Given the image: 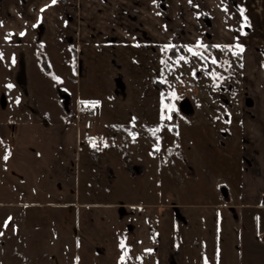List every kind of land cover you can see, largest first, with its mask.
<instances>
[{"label": "rangeland", "instance_id": "rangeland-1", "mask_svg": "<svg viewBox=\"0 0 264 264\" xmlns=\"http://www.w3.org/2000/svg\"><path fill=\"white\" fill-rule=\"evenodd\" d=\"M230 1L112 0L109 4L122 5L119 15H110L111 21L118 24L124 20L132 44L146 45L126 47L117 54L112 49L103 50V54L82 64L73 49L69 64L50 67L47 61L42 63V59L33 57L35 51L29 48L31 45L25 48L0 44L3 54L0 59V233H3L0 264H157L162 259L161 229L172 228L171 220L168 226L167 221L173 215L181 217L177 214L180 204H202L207 198L203 189L211 181L222 180L228 184L234 179L231 177L237 166L232 160L237 157L238 161L247 162L244 151L248 147L233 134L229 124L241 123L242 117L250 125L264 124V0H237L245 12L244 19L231 7ZM99 2L107 1H89L94 7ZM30 3L33 4L31 0ZM103 8L106 14L114 9ZM244 25L250 27L249 32L242 29ZM134 38H140L141 42ZM210 45L213 49H209ZM29 58L35 59L30 65L34 68L31 77ZM100 70L103 77L101 82H96L94 73ZM152 73L156 77L150 83L147 79ZM35 86L42 92L38 95L39 102L42 100L46 108L54 110L72 105L78 110L85 107L93 111L92 116H85L92 125L91 130H85V122L82 123L83 137L95 132V109L90 98H97L103 111L112 118L117 117L118 111H133L128 128L112 135L128 139H121L117 149L125 158L123 165L131 175L132 186L125 185L118 190L106 187V180L110 179L101 177L98 166L88 171L83 160L78 161L77 167L73 165L70 187L62 186L55 167L64 164L62 158L66 156L68 165L75 163L74 158L83 146L70 138L68 132H50L46 137L37 132L24 133L22 140L14 120L28 115L23 114L25 109L31 112L37 100L34 94L37 91L32 89ZM75 98H81L83 103L76 104ZM183 99L190 102L196 117L191 120L193 127L190 126L189 136L183 135L182 127L179 128L177 114H183L179 109ZM147 109H163L167 117L171 116L167 129L178 145L175 154L179 156L178 150L186 139L192 144L186 142L188 145L184 146L182 171L171 163L168 159L171 156L167 157L166 153L158 162V172L169 169L175 176L171 193L156 194V201L165 202L170 208L157 207L153 194L150 199L148 191L153 185L144 187L149 179L143 173L152 171L151 164L134 156V144L141 150L146 148L147 138L141 137L143 131L136 123ZM115 110L116 114L111 113ZM52 113L49 116H59ZM35 116L38 118L39 114ZM157 116L160 118L161 114ZM236 116L238 121L233 118ZM204 125L212 130H205ZM157 128L160 130L156 131ZM163 132L159 124L154 128L151 138L158 141V146L156 143L148 149L151 157L158 156V150L162 149L159 144ZM35 134L38 143H33L34 147L29 150L31 145L27 139ZM35 149L42 153L44 150L45 154ZM33 150L35 155L31 153ZM30 157L36 161H30ZM136 181L141 183L135 184ZM194 182L203 189L195 188ZM180 185L183 189L178 188ZM222 202L229 201L222 199ZM231 211L232 220L237 218V213L241 218L236 219L240 220V245L237 246L240 264H264V209ZM188 215L191 218L192 213ZM181 223L192 236L198 229L203 239L200 243H190V248L205 251L203 226L187 223L185 219ZM225 229L221 225L214 234V246L220 256L212 264H226L225 252H229L231 245ZM232 256L235 257L233 252Z\"/></svg>", "mask_w": 264, "mask_h": 264}, {"label": "crops", "instance_id": "crops-1", "mask_svg": "<svg viewBox=\"0 0 264 264\" xmlns=\"http://www.w3.org/2000/svg\"><path fill=\"white\" fill-rule=\"evenodd\" d=\"M89 1L90 0H57L56 4H52V0H31L33 3L31 5L30 0H0V44L5 45V47L21 45L25 48L31 45L29 48L35 51L33 57L35 59H42V63L47 61V64L50 67L53 65L55 67L56 64L61 66L64 65V63L69 64L72 49L78 53L77 61L82 64V62L86 63L89 59L95 58L99 54H103V50L108 51L112 49V51L117 54L120 50L126 47L132 46L140 48L141 46L146 45L141 43L137 45L132 44L130 41L132 39L126 33L123 23L124 20H121L122 24L118 22V20L116 21L118 24L111 21V14L114 15V13H117L119 15V12H121V10H119L122 5L121 3L115 4L113 2L114 4L111 5L109 3L112 0H105L107 2H99L97 7H94L93 5H90ZM103 6H111L112 8H114L113 6H116V8L110 10L109 14H106ZM41 9L44 10L41 11ZM121 16L124 17L122 14ZM22 32L25 33L23 36L20 35ZM153 33L156 34L155 31H151V34ZM9 34L11 35L9 36ZM6 36L8 37L7 39ZM134 39L141 42L140 38ZM35 59H28L29 61L31 60V62L28 63L30 77L34 70L30 65L34 64L33 60ZM165 65L167 68L168 64L165 63ZM36 70V72H40V69ZM57 70L58 69H56V71ZM64 72L65 71L63 70V73ZM100 72L101 70L98 73H94L96 79L98 75V81L95 79L96 82H101L100 78L103 77V75ZM94 75L92 77H94ZM148 77L147 81L151 83L156 76L152 73L149 74ZM107 82L109 83L110 80ZM32 89L33 91H37L36 93L34 92L37 100H35L36 102L35 105H33V108H31V112L30 110L25 111V109L23 114L28 115L14 120V124L17 126V129H19V136L22 140L25 139L23 138L24 133L37 132L46 137L50 132H52L51 134L68 132L70 138H75V140L80 142L83 146L82 149L80 148V152L76 155L77 158H74L75 163L72 161L71 165H68V157L66 156L65 158H62L65 160L63 161L64 164L55 167L54 171L58 173L56 177L58 176L62 180V182L59 180V182L63 183L62 186L70 187L69 185L72 184L70 183V179L72 176L73 165L74 167H77L78 161L80 162L81 160H83L84 167L88 169V171L93 170L92 167L98 166V173L101 177L110 179L106 180V187L118 190L125 187V185L132 186L130 185L131 175L128 174L123 165L125 158L123 157L122 152L117 149L120 145L121 139L122 141L128 139L112 135L118 133V131H122V129L128 128L127 122L130 121L129 116L130 114H133V111H118L117 117L112 118L103 111L97 98H90L89 100L95 109V132H93V135L90 133L83 137L81 135L82 123L85 122L86 126L84 125V127L87 131L91 130L92 125L89 119L79 113L78 108L73 107L72 105L66 106V109L64 107H56V109L53 108L54 110L46 108L47 106L43 104L42 100L39 102V96L42 92L39 88H36V86ZM109 98L112 99L113 96ZM75 102L76 104H78V102L82 103L81 98H79V100L78 98H75ZM50 111L53 112L52 114L58 113L59 116H49V114H51ZM111 113L116 114V110ZM159 113L162 116V111H155L153 109L142 111L140 122L136 124H139L138 129L143 131L141 137L147 138L144 143L146 148L141 150L139 149L138 144H134L136 148L133 150L135 158L144 160L146 164H151L150 167L152 171L143 173L144 177L149 179V182L146 183L144 187L147 188L148 184L153 185L149 187L148 193L150 194V199H152V194L154 195L153 199L155 201L156 196L161 191L166 194L171 193L175 186L173 181L175 176L171 170L165 169L158 172L159 160L165 157L166 153L167 157L171 156L168 158L170 161L172 160L171 163H174V165L182 171V169H184L182 163V159L185 155L184 146L186 145V142H188L189 145H192L189 142V139H186L187 141L184 146H181V152L178 150L179 156L175 154L174 149L178 145L173 134L169 133L167 129L171 120L167 118L166 111H163V115H165L164 119L157 116ZM179 113L177 114L179 116L178 120L181 123L183 122L182 124L180 123L179 128L182 127L181 131L183 135L189 136L191 135V127H193L191 120H196V117H194L195 111L192 108L191 113ZM36 114H39L38 118L35 116ZM191 114L193 118L189 120ZM219 114H221L220 111ZM233 114L236 115L238 113L233 111ZM233 118L238 121L239 117L236 116ZM240 119L242 120L241 123H239V121L237 123L231 122L229 127L230 130L233 131V134L237 135L240 141L243 142V145L248 147L245 148L244 151V156L247 157V162H245L244 159L238 161L235 156L236 158L232 161L237 168L231 177V179L233 177L234 179L228 184L222 180H218V182L215 183L214 180L211 181L210 185L206 186L207 188L205 187L203 189V186L194 182L195 186H193L195 188L202 187L204 190L203 195L207 196L206 201L199 205L180 204L182 206L181 209L185 207L184 211L180 209L179 212H177L181 217H175L173 215L172 218L167 221L168 226V223L171 220L170 226L172 228L167 227L161 229L163 232H160L162 239L160 244L162 247V254L160 258L162 259L158 261L157 264H170V262L171 264H206V262L207 264H212V261L217 260L220 256L218 249L214 246L216 243L214 234L219 228H221V225L225 226L228 243L231 245V247L228 246L229 252H225V262L226 264H240V252L237 250V246L240 245V220H236L237 218L239 219L240 216L239 213H237V218L232 220V217L230 216V213H232L231 210L264 209V205H262L264 199V124L260 126L250 125L248 122H245L243 117ZM158 124L164 128L162 140L159 144L162 149L158 150V156L160 158L158 156L151 157L150 154L148 155V149L152 145L157 143L158 146V141L151 138L154 133V128ZM204 127L206 126L204 125ZM204 129L208 131L212 130L211 127H206ZM125 131L127 132L128 130ZM36 134L34 137L31 136V138L27 139L31 145L29 150L34 147L32 145L33 143H38L35 141ZM73 134L74 137L72 136ZM12 138H14V136ZM15 147L16 146H13V148ZM35 150L39 151L37 149ZM33 152L34 150L31 151L32 154ZM39 152L45 154L44 150V153L41 151ZM169 152H171L172 155L168 154ZM36 154H38V152ZM59 154L61 155L62 153L60 152ZM121 154L122 157L120 156ZM45 158H48V156H44V159ZM71 158L72 157H70V159ZM150 158L154 159L153 162ZM30 161L33 162L36 160L34 157H30ZM250 161L252 164H250ZM107 170L111 171L112 174H108ZM152 180L153 183L151 182ZM61 183L58 185L61 186ZM134 183L138 184L141 182L136 181ZM219 183H224L226 185H219ZM180 187L183 189L182 185L178 186V188ZM221 188L228 192L227 195L229 197L227 199L224 197L225 193H222ZM178 191L180 190L178 189ZM178 191L175 190L176 194H178ZM219 196L229 202L225 204ZM155 205L157 207L169 206L170 208V205L165 202L160 203L156 201ZM224 209H229L230 211H223ZM189 212L192 213L191 218H188ZM174 213L175 212H173V214ZM184 219L187 223L203 226V230H206V237H204V242H206L205 251L203 248L201 251L190 248V243H200L203 239L199 235L200 232L198 229L192 236L188 230L186 231L181 227L183 225L181 222H183ZM202 220H204V223ZM262 224H264V221ZM215 226H217L216 229ZM178 227L182 229H179ZM232 252L235 257L232 256Z\"/></svg>", "mask_w": 264, "mask_h": 264}, {"label": "flooded vegetation", "instance_id": "flooded-vegetation-1", "mask_svg": "<svg viewBox=\"0 0 264 264\" xmlns=\"http://www.w3.org/2000/svg\"><path fill=\"white\" fill-rule=\"evenodd\" d=\"M230 5H231V7L235 10V12L237 13V14H239V16L242 18V19H244L243 17L244 16H246L245 15V12L243 11V7H242V5H239V3H238V1L237 0H231L230 1ZM209 19V18H208ZM211 27H213V25L211 24ZM242 29L244 30V31H246V32H249L250 31V27H248L247 25H244L243 27H242ZM209 47V49H213V47H211V45L210 46H208ZM181 102V101H180ZM180 104V103H179ZM191 107H192V105H191ZM193 108V107H192ZM179 109H180V107H179ZM181 110V109H180ZM262 205H264V199H263V201H262Z\"/></svg>", "mask_w": 264, "mask_h": 264}, {"label": "snow or ice", "instance_id": "snow-or-ice-1", "mask_svg": "<svg viewBox=\"0 0 264 264\" xmlns=\"http://www.w3.org/2000/svg\"><path fill=\"white\" fill-rule=\"evenodd\" d=\"M190 2H191V0H190ZM57 3V0H52V4H56ZM44 9H41V11H43ZM34 27H35V25H34ZM25 33H20V35L21 36H23ZM11 34H9V36H10ZM8 37L6 36V39H7ZM188 51H192V49H188ZM241 51H243V49L241 48ZM194 55H199V53H194ZM3 58V54L2 53H0V59H2ZM180 59H184L183 57H181ZM13 62H15V60L13 59ZM212 63H216V61L215 60H213L212 61ZM8 87H11V85H8ZM17 102H19V101H17ZM83 103V102H82ZM169 111H172V109H169ZM165 118V116L163 115V109H162V116H161V119H164ZM168 119H171V116H168L167 117ZM160 129L159 128H157L156 129V131H159ZM4 159L5 160H7L8 159V156L6 155L5 157H4ZM4 227L5 228H7L8 227V222L6 221L5 222V224H4ZM0 235H3V233H0ZM206 264H207V262H206Z\"/></svg>", "mask_w": 264, "mask_h": 264}, {"label": "water", "instance_id": "water-1", "mask_svg": "<svg viewBox=\"0 0 264 264\" xmlns=\"http://www.w3.org/2000/svg\"><path fill=\"white\" fill-rule=\"evenodd\" d=\"M179 107H180L181 111H183V112H185V113H191V111H192L191 104H190V102H189L187 99H183V100L180 102ZM221 191H222L223 194L225 193V191H224L223 188H221ZM224 197H225L226 199L228 198V196H227L226 193L224 194Z\"/></svg>", "mask_w": 264, "mask_h": 264}, {"label": "built area", "instance_id": "built-area-1", "mask_svg": "<svg viewBox=\"0 0 264 264\" xmlns=\"http://www.w3.org/2000/svg\"><path fill=\"white\" fill-rule=\"evenodd\" d=\"M79 113L86 117H90L93 115V111L90 108H85V107L79 109Z\"/></svg>", "mask_w": 264, "mask_h": 264}, {"label": "trees", "instance_id": "trees-1", "mask_svg": "<svg viewBox=\"0 0 264 264\" xmlns=\"http://www.w3.org/2000/svg\"><path fill=\"white\" fill-rule=\"evenodd\" d=\"M7 153L10 154V152H8V150H7Z\"/></svg>", "mask_w": 264, "mask_h": 264}]
</instances>
